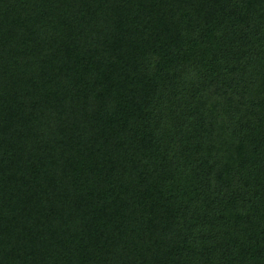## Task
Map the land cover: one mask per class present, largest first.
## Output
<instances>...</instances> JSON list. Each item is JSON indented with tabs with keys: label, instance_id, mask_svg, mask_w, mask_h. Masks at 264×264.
I'll return each mask as SVG.
<instances>
[{
	"label": "trees",
	"instance_id": "1",
	"mask_svg": "<svg viewBox=\"0 0 264 264\" xmlns=\"http://www.w3.org/2000/svg\"><path fill=\"white\" fill-rule=\"evenodd\" d=\"M0 264H264V0H0Z\"/></svg>",
	"mask_w": 264,
	"mask_h": 264
}]
</instances>
